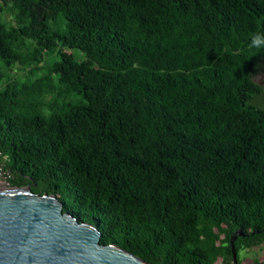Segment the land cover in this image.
Segmentation results:
<instances>
[{"label": "trees", "instance_id": "trees-1", "mask_svg": "<svg viewBox=\"0 0 264 264\" xmlns=\"http://www.w3.org/2000/svg\"><path fill=\"white\" fill-rule=\"evenodd\" d=\"M9 2V187L148 264H233L235 231L237 256L264 247V0Z\"/></svg>", "mask_w": 264, "mask_h": 264}, {"label": "water", "instance_id": "water-1", "mask_svg": "<svg viewBox=\"0 0 264 264\" xmlns=\"http://www.w3.org/2000/svg\"><path fill=\"white\" fill-rule=\"evenodd\" d=\"M243 237L235 231L230 246ZM0 264H148L114 245H101L100 232L81 223L54 195L30 187H0Z\"/></svg>", "mask_w": 264, "mask_h": 264}, {"label": "rangeland", "instance_id": "rangeland-1", "mask_svg": "<svg viewBox=\"0 0 264 264\" xmlns=\"http://www.w3.org/2000/svg\"><path fill=\"white\" fill-rule=\"evenodd\" d=\"M0 8V22L4 25H15L9 0H0ZM64 51L68 54H73L78 60H82L84 58V55L77 50L66 49ZM56 56V54L50 56L47 61L56 59ZM12 73L15 77H23L26 74V71H23L19 66H15L12 68ZM254 81L264 87V63L262 64V67L255 73ZM260 102L264 105V98L260 99ZM8 186L9 185L5 187ZM236 257H238L240 264H264V247L258 246L250 250L241 251ZM254 260H258V263H253ZM233 264H235L234 259Z\"/></svg>", "mask_w": 264, "mask_h": 264}, {"label": "built area", "instance_id": "built-area-1", "mask_svg": "<svg viewBox=\"0 0 264 264\" xmlns=\"http://www.w3.org/2000/svg\"><path fill=\"white\" fill-rule=\"evenodd\" d=\"M10 178L11 175L9 174V172L4 170L3 167L0 166V186L3 187L7 186Z\"/></svg>", "mask_w": 264, "mask_h": 264}, {"label": "bare ground", "instance_id": "bare-ground-1", "mask_svg": "<svg viewBox=\"0 0 264 264\" xmlns=\"http://www.w3.org/2000/svg\"><path fill=\"white\" fill-rule=\"evenodd\" d=\"M3 188V187H2Z\"/></svg>", "mask_w": 264, "mask_h": 264}]
</instances>
